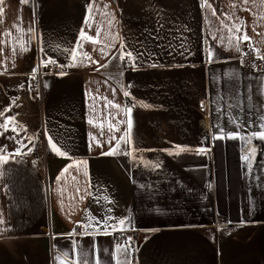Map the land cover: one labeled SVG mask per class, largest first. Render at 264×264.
<instances>
[{"label": "crops", "instance_id": "obj_1", "mask_svg": "<svg viewBox=\"0 0 264 264\" xmlns=\"http://www.w3.org/2000/svg\"><path fill=\"white\" fill-rule=\"evenodd\" d=\"M207 4L6 0L0 227L8 230L0 233V264H264V140L241 139L264 131V59L252 69L233 46L247 33L251 40L240 42L241 50L251 44L264 56V0ZM121 44L135 66L127 56L119 59ZM73 49L75 67L40 75L36 103L30 73L43 60L72 63ZM102 97L113 104L106 107ZM129 119L128 142H120L117 154H102ZM220 128L224 138L213 139ZM39 132L45 175L23 155ZM49 137L70 158L51 151ZM176 146L187 150L176 154ZM106 216L113 217L109 227L96 223ZM117 230L134 231L136 247L114 241Z\"/></svg>", "mask_w": 264, "mask_h": 264}, {"label": "snow or ice", "instance_id": "obj_2", "mask_svg": "<svg viewBox=\"0 0 264 264\" xmlns=\"http://www.w3.org/2000/svg\"><path fill=\"white\" fill-rule=\"evenodd\" d=\"M22 2H27V0H22ZM246 2H247V0H245V3H246ZM5 3H6V0H0V23L3 22V16H4V7H3V5H5ZM205 4H206V6L211 7L210 4H207V0H205ZM104 7H107V5H105ZM90 12H91V6H89V13H90ZM215 14H216V13H215V9H213V15H215ZM89 19H90V17L86 16V18H85V23H86V24H88ZM90 26H91V25H89V27H90ZM28 31H29V32H32L33 29H29ZM229 31L231 32V29H229ZM99 32H100V29L98 28V29H97V36H99ZM84 35H85V33H84L83 31H81V36H84ZM87 39H88V40H94V38L91 37V36H88ZM212 39L215 40V39H217V37H216L215 35H212ZM220 39L222 40L223 37H220ZM246 40H247V41H250V40H251V37H249V36L247 35V33H245V34H244L243 36H241V37H237V42H236L235 45H233V46L235 47L236 51L241 53V57H242V59H241V64H243V57L246 56V55H248V53L243 52V51L241 50V48H240V42H242V41H246ZM94 42H98V41H95V40H94ZM228 43H229L230 45H232L233 42H232V38H231V37H229ZM80 47H82V45L78 42V43H77V48H80ZM105 47H113V45H106ZM249 47L251 48V44L249 45ZM120 48H121V54H120L119 59H120L121 61H123V60L125 59V56H127V57L129 58V60H131V61L133 62V66H135V63H134V62H135V60H136V57L133 56L132 52H126V51H123V49L125 48V45H123V44H121ZM95 50H96V49H93V51H95ZM21 51H27V48L22 47V48H21ZM256 51H257V53H259L260 50H259V49H256ZM99 52H100V55H101L102 57H106V56L108 55V53L105 52L104 47H101V48L99 49ZM70 54H71V56H72V58H73V62H72V63H69V64H67V65H59L60 68H64V67H75V66H76V64H75V59H76V49H73V50L71 51ZM82 55H83L86 59L91 60L92 63H96V64L99 63V62L96 61V60H92V57H91L87 52H83ZM209 55H210V59H211V57H212L211 49L209 50ZM113 58H115V57H113ZM258 58H260V59H264V56H258ZM42 64H43L44 67H47L49 64L56 65V64H57V61H55V60H51V59L43 60V61H42ZM13 66H14V65H13ZM104 66H106V65H101V67H104ZM153 66L155 67V65H153ZM35 72H36V69L34 68V69H33V74H32V75H33V79H35ZM61 74H64V73H61ZM113 93H115V90H113ZM124 95L127 96V95H129V93H128L127 91H125ZM102 99H104V100L107 101V104L105 105L106 107H107V105H111V104H113L112 101H108V100H107V97H102ZM113 106H114V107H117V108H120V105H113ZM141 106H143V107H148V105H141ZM122 111H123L126 115H128V114L131 113V108H127V107H125V108L122 109ZM110 115H111V114H110ZM262 119H264V117H262ZM89 123H91V120L89 121ZM118 123H124V122L122 121V122H118ZM126 123L128 124V129L125 130L124 133H123V135H122V136L116 141V145H115L113 148H110L109 152H107V153H102V154H104V155H114V154H117V153H116V149L119 148V146H120V142H121V141H124L125 143L128 142V140H127L126 138L130 136V129H131V126H132V125H131V121H130V119H129ZM260 127H261V129H264V124L260 125ZM109 130L111 131V128H110ZM115 130H116V131H119L120 129H119L118 126H115ZM227 135H228L230 138H236L237 136H239V133H228ZM253 137H257V138H259V139H261V140H264V131H260V132L252 133V134H250V135L247 136V137H241V139H245V140H246V143H250ZM222 138H224V129H223V128H220V134L214 136L213 139H222ZM48 139H49V147H50V150H51V151H54V152H55L57 155H59V156H62V157H68V152H67V151H62V150H61V147H62V146H61V147H58L55 143H53L51 137H49ZM113 139H116V137H115V136H111V137L109 138L108 143L111 144V141H112ZM92 140L95 141V137H92ZM97 143H98V141H97ZM90 147H91V144H90ZM186 150H187V149L184 148V147L176 146V154H179L181 151H186ZM29 151H31V149H29ZM199 151L202 153V152H204L205 150H204V149H200ZM252 152H253V154L255 153V147L252 148ZM125 154H127V153H125ZM170 154H171V153H170ZM68 158H70V157H68ZM244 159L247 161V160L249 159V157H248L247 155H245ZM156 166L158 167V165H156ZM70 167H71V165H67L64 169H62L61 175H63V173H65V172H67L68 169H69ZM248 167L251 168V164H250V163L248 164ZM60 179H61V176H58V177H57V181H59ZM77 191H79V189H77ZM105 199H107V198L105 197ZM108 211L111 212V209L109 208ZM90 219H94V218H90ZM111 219H113V217H111V216H106V217L103 219L102 222H101V221H96V223H103V226H104L105 228H107V227H109V225H108V221L111 220ZM117 223H118L119 225H124V224L126 223V221H125V219H119V220L117 221ZM127 223L131 224V219H130V218L127 220ZM3 224H4V220L2 219V217H0V225H3ZM89 226H91V224L86 225L85 227H89ZM112 227L115 228V225H112ZM7 230H8V229H6V228L0 227V233H2V232H4V231H7ZM117 247L119 248L120 246L118 245ZM125 251H127V250L125 249ZM65 255H68V254L65 253ZM57 259L59 260L60 257L58 256ZM70 264H72V262H70ZM80 264H86V261L81 260V261H80ZM118 264H119V262H118Z\"/></svg>", "mask_w": 264, "mask_h": 264}, {"label": "built area", "instance_id": "obj_3", "mask_svg": "<svg viewBox=\"0 0 264 264\" xmlns=\"http://www.w3.org/2000/svg\"><path fill=\"white\" fill-rule=\"evenodd\" d=\"M248 53V55L243 57V64L252 68V69H258L263 67V60L258 58V56H262V53H257L256 49L251 46L248 47L245 51ZM61 69L59 67V63L56 65L49 64L47 67H44L43 64L36 69L35 72V79H33V72L30 73V80L28 81V89L32 92L34 100L36 103H41V88H40V82L39 77L41 74L46 72H60ZM125 106L129 105V101L126 99L124 100ZM31 149V151H29ZM23 155L27 162L29 164L35 165L39 171L45 175L46 171V165H45V155H44V149H43V136L42 133H35L32 136L30 146L23 152ZM77 227L75 226L74 229ZM126 232L129 233V236H126ZM114 241L124 243L129 248L133 249L136 247V244L138 242L137 236L135 235V232L130 231H124V230H117L113 233Z\"/></svg>", "mask_w": 264, "mask_h": 264}]
</instances>
